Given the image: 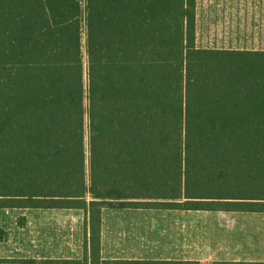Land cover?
<instances>
[{"label": "trees", "instance_id": "1", "mask_svg": "<svg viewBox=\"0 0 264 264\" xmlns=\"http://www.w3.org/2000/svg\"><path fill=\"white\" fill-rule=\"evenodd\" d=\"M84 4L0 0V210L89 230L81 261L0 263L112 264L103 208L264 213V52L197 48L195 0Z\"/></svg>", "mask_w": 264, "mask_h": 264}, {"label": "crops", "instance_id": "2", "mask_svg": "<svg viewBox=\"0 0 264 264\" xmlns=\"http://www.w3.org/2000/svg\"><path fill=\"white\" fill-rule=\"evenodd\" d=\"M195 46L206 50L264 52V0H195ZM20 211L25 213H18ZM15 216L23 218L20 226ZM64 216L74 220L70 229L72 233L66 239L64 235L59 236L56 242L45 239L42 232L47 227L46 222L63 221ZM193 216H217L219 219L215 229L205 230L207 248L205 252L204 246L201 250V254L205 253L203 258L217 264H264V213L257 212L103 208L100 259L107 263L138 264L194 262L186 257L179 259V253H193L192 246L178 248L169 245V240H162L164 233L167 237L163 231L164 222L170 218L177 220L178 217ZM6 218H9L8 222H2ZM238 220H248L249 224H240ZM87 222V217L79 210L2 209L0 262L81 261L85 256L83 245L89 240ZM166 227L172 226L168 222ZM30 230L37 237L32 234L30 244L24 246L17 236L21 235L19 232ZM150 235L152 240L148 239Z\"/></svg>", "mask_w": 264, "mask_h": 264}, {"label": "rangeland", "instance_id": "3", "mask_svg": "<svg viewBox=\"0 0 264 264\" xmlns=\"http://www.w3.org/2000/svg\"><path fill=\"white\" fill-rule=\"evenodd\" d=\"M80 2L82 5V23L84 26V5L85 4H84V0H80ZM83 29L84 28H82V30ZM82 37L84 38V33L82 34ZM18 213H25V212L20 211ZM15 217H17L16 218V220L18 222L17 225L20 226L21 221H23V218L21 220V219H19L20 216H15ZM64 218H65V220H63V221L48 220L46 222L47 227H45L44 228L45 230H43V232H42L45 239L52 240V241L56 242L59 236L64 235V237L66 239V236H68L72 233V231L70 229L72 228V224H73L74 220L70 217H67V216H64ZM180 218L181 217H178L177 220H176V218H170L169 221L164 222L165 226H163V231H165L167 233V237H166V235L164 236V234H165L164 233L162 236V240L167 239L170 241L169 245L172 244L174 246H177L178 248L179 247H186V245H190L193 247V253H189V252L188 253H179V259L190 258L192 260H195L194 262H187L185 264H217V262H215V261L203 258L202 255H205V253L201 254V250H202L203 246L205 247L204 252L206 251V248H207V243L205 244V239H204L205 234H206L205 230L209 229L211 231V230L215 229L218 225V222H219L218 217L213 216V217H204L203 218L201 216L200 217L193 216L192 218L187 217L186 219H180ZM8 219L9 218H6V220L4 219L2 222H8ZM82 221H83V219H82ZM238 221L240 224L243 223L246 226L249 224L248 220H238ZM168 222H169V225L171 224L172 227H166ZM61 223H62V225L59 226ZM180 225H186V226L181 227ZM83 226H84V223H83ZM164 227H166V228H164ZM19 233H21V235H19L17 237H18L19 241H21V243L24 246L30 244V242H28V241H31L32 234H33V236L37 237L36 233L33 232L31 234V230L30 231H23V232H19ZM148 239L152 240L153 236L150 235V237ZM187 241L189 242L188 244H186ZM72 244L73 243H71V245ZM147 245H149V244H147ZM83 246H85V244ZM117 263H121V262H117ZM178 263H184V262H178Z\"/></svg>", "mask_w": 264, "mask_h": 264}]
</instances>
